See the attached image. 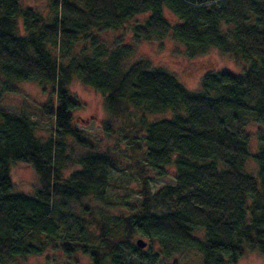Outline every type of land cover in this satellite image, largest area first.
I'll return each instance as SVG.
<instances>
[{"label": "trees", "instance_id": "1", "mask_svg": "<svg viewBox=\"0 0 264 264\" xmlns=\"http://www.w3.org/2000/svg\"><path fill=\"white\" fill-rule=\"evenodd\" d=\"M46 1L44 13L22 0H0V103L17 93V83L50 87L38 111L55 131L43 139L34 121L0 110V264L51 246L89 259L73 264H134L129 253L171 260L195 252L200 264L264 255V0ZM135 18H142L132 27L135 40L167 35L190 59L215 48L249 65L239 75L209 71L197 91L148 60L126 66L132 48L108 46L95 33ZM74 78L104 95L110 115L140 113L130 141L140 147L136 134L143 132V163L134 164L143 186L139 204H127L126 214L106 209L113 153L81 154L74 161L79 169L62 175L67 137L93 147L72 125L79 105L69 92ZM250 122L259 126L256 151L244 131ZM17 163L38 174L33 195L14 189L10 168ZM167 166L175 170L174 183L152 193L148 169L163 177ZM136 235L150 240L151 250L136 247Z\"/></svg>", "mask_w": 264, "mask_h": 264}, {"label": "rangeland", "instance_id": "2", "mask_svg": "<svg viewBox=\"0 0 264 264\" xmlns=\"http://www.w3.org/2000/svg\"><path fill=\"white\" fill-rule=\"evenodd\" d=\"M22 2L36 7L44 13L47 11L46 0H22ZM165 12L169 20H176V17L167 9L164 10ZM136 21H142V18H135L118 30H104L95 33L108 46L119 42L132 48V53L124 62L126 66L139 60H148L152 67H162L173 74L188 90L197 91L207 72L227 70L239 75L249 65L248 63L243 65L237 59L215 48L210 49L202 56L190 59L186 56L185 46L167 35L135 40L132 27ZM81 47L77 46L76 51L79 52ZM17 86V93L6 94L3 97L0 110L12 115L25 116L34 121L37 126V134L43 139H48L55 133L53 123L50 119L43 118L39 114L38 107L47 103L51 96V88L47 87V90L43 91V88L33 81L17 83ZM69 92L79 104L73 111L72 125L93 147H81L73 139L67 137V155L62 165V175L67 177L71 171L79 169L74 161L81 154L89 151L113 153L116 170L111 175V186L106 196V209L112 214H126L129 208L127 204L131 206L139 204L143 186L140 176H138V169L134 166L136 162L143 163L142 157L145 152L142 141L143 132L137 131L136 134L137 137H141L136 141L141 144L140 147L133 145L130 141V136L136 131L133 124L138 123L140 113L133 108L127 117L110 115L105 108L104 95L83 84L78 78H74L69 84ZM169 115V112L153 114L149 116V119H158ZM258 128L259 126L254 122H250L244 127V131L251 137L253 151L258 148ZM248 167L250 170H255L252 160L248 162ZM165 169L167 174L163 177L157 176L155 172L148 169V188L152 193L163 186L174 183V168L167 166ZM10 176L14 189L18 192L33 195L35 190L40 187L38 174L34 168L25 164L17 163L11 166ZM90 204L91 206L96 205L93 201ZM138 238L147 242V246L142 250L146 252L151 250L150 240L140 235L133 238V244L136 247H138L136 245ZM152 249L157 251L156 243ZM129 255L134 264H200L201 257L195 252L174 256L171 260H163L159 256L140 259L131 253ZM74 260H79L82 263L89 261L88 257L80 253L68 258L59 248L51 246L42 255L20 258L12 264H73ZM236 264H264V255L258 252H246Z\"/></svg>", "mask_w": 264, "mask_h": 264}, {"label": "water", "instance_id": "3", "mask_svg": "<svg viewBox=\"0 0 264 264\" xmlns=\"http://www.w3.org/2000/svg\"><path fill=\"white\" fill-rule=\"evenodd\" d=\"M136 245L138 246V248L143 249L147 246V242L142 238H138L136 240Z\"/></svg>", "mask_w": 264, "mask_h": 264}]
</instances>
